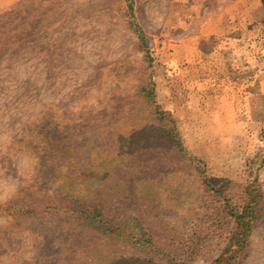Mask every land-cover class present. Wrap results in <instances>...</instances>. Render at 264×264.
Masks as SVG:
<instances>
[{
  "label": "rangeland",
  "instance_id": "rangeland-1",
  "mask_svg": "<svg viewBox=\"0 0 264 264\" xmlns=\"http://www.w3.org/2000/svg\"><path fill=\"white\" fill-rule=\"evenodd\" d=\"M252 183L264 193V0L0 9V264H156L91 243L71 194L100 195L157 245L212 264L225 197L242 205ZM235 264H264V221Z\"/></svg>",
  "mask_w": 264,
  "mask_h": 264
},
{
  "label": "trees",
  "instance_id": "trees-1",
  "mask_svg": "<svg viewBox=\"0 0 264 264\" xmlns=\"http://www.w3.org/2000/svg\"><path fill=\"white\" fill-rule=\"evenodd\" d=\"M133 11V6H130ZM136 27L141 40L144 41L142 29L139 24H132ZM151 99H155L154 92ZM171 138L173 145L186 154V150L178 135L173 131L165 132ZM209 187H213L208 180L205 182ZM212 188L218 195H225L226 190L219 187L215 182ZM225 206L219 213L222 220L218 219L219 229H228L226 244L219 257L212 264H235L240 254L249 246L253 231L264 221V193L256 183L246 187L242 205L234 204L225 197ZM68 205H72L80 214V224L85 229H90V242L98 237L106 245L113 248L114 254H122L125 250H133L135 254L150 253L156 257V264H192L187 258L177 256L174 250H170L171 245L163 248L154 242L153 237L148 231V223L140 216H128L116 214L110 209L102 197L95 195H75L71 194L66 200ZM69 207V206H68ZM129 209V208H128ZM232 223V228L230 224ZM225 226H227L225 228ZM100 247V243L95 244ZM187 254V253H186Z\"/></svg>",
  "mask_w": 264,
  "mask_h": 264
},
{
  "label": "crops",
  "instance_id": "crops-1",
  "mask_svg": "<svg viewBox=\"0 0 264 264\" xmlns=\"http://www.w3.org/2000/svg\"><path fill=\"white\" fill-rule=\"evenodd\" d=\"M15 1L17 0H0V9H5L10 7ZM258 76L257 70H256V74L255 77Z\"/></svg>",
  "mask_w": 264,
  "mask_h": 264
}]
</instances>
